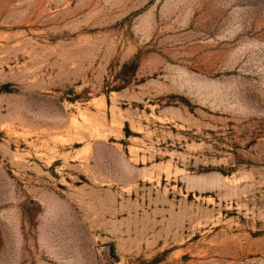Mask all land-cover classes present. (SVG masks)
Returning <instances> with one entry per match:
<instances>
[{
	"label": "rangeland",
	"instance_id": "374dc122",
	"mask_svg": "<svg viewBox=\"0 0 264 264\" xmlns=\"http://www.w3.org/2000/svg\"><path fill=\"white\" fill-rule=\"evenodd\" d=\"M0 264H264V0H0Z\"/></svg>",
	"mask_w": 264,
	"mask_h": 264
}]
</instances>
